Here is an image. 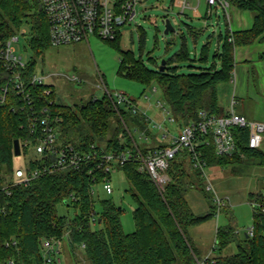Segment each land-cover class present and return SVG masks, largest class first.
Listing matches in <instances>:
<instances>
[{"label":"trees","instance_id":"1","mask_svg":"<svg viewBox=\"0 0 264 264\" xmlns=\"http://www.w3.org/2000/svg\"><path fill=\"white\" fill-rule=\"evenodd\" d=\"M228 1L253 12L254 24L250 29L231 31L228 28L226 33L220 32L212 63L200 72L182 71L184 62L191 60L185 42L166 60L164 70L157 61H154L155 67H150L132 51H123L120 73L142 83L145 90L159 84L172 113L182 124L198 120L201 110L223 114L217 85L232 78L235 48L252 44L264 34V0ZM28 23L31 25L28 45L40 56L53 45L49 22L39 1L0 0V34L3 38L17 34ZM119 37L110 41L118 42ZM144 37L145 32L142 33ZM211 50L212 42L208 40L201 48L200 61L209 62ZM36 66L35 58L27 61L28 76L36 72ZM44 88L52 89V86L34 87V102L42 105L48 104L49 98L55 100L53 110L62 116V120L56 122L62 143H71L82 150L95 145L108 152L131 148L137 153L138 149L147 152L155 148L140 145L132 132L134 128L144 131L146 136L151 134L142 109L134 111L130 103L116 106L113 98L105 94L101 99L92 98L79 104L76 110L62 103L53 89L51 95L46 96ZM132 101L137 104L135 98ZM112 121L115 122L113 128ZM27 126L26 113L11 94L7 103L0 107V264H8L11 259L17 264H43V240L52 236L63 238L68 230L71 234L63 239V244L68 240L72 250L84 244L91 264H196L198 260L206 264H264V213L256 211L253 236L247 234L246 238L237 241L233 228L218 229L215 249L223 250L236 241V253L198 258L188 230L212 218L218 206L210 194H206L212 209L208 213L197 215L189 205L187 188L194 184L195 176H201V171L193 166L188 153L173 161L170 168L173 182L164 192L147 173L140 172L138 161L130 160L120 165L119 170L130 183L128 191L132 192L137 204L134 209L136 230L127 233L121 221L122 207L112 198H100L92 193L95 177L97 181L102 180L100 173L95 176L90 172L94 162H85L78 169L42 175L28 185L14 184V160L17 157L14 142L16 139L23 142L28 136ZM235 131L240 151L234 158L239 159L243 154L264 164V149L248 146L246 129ZM200 150L207 165L232 162V157L217 154L213 140L201 145ZM28 152L23 148L22 153ZM39 164L40 160L32 158L27 167L33 169ZM98 201L100 210L96 208ZM60 203L68 210L72 209L74 215L69 212L59 214L57 205ZM94 210L98 215L96 222L92 220Z\"/></svg>","mask_w":264,"mask_h":264},{"label":"rangeland","instance_id":"2","mask_svg":"<svg viewBox=\"0 0 264 264\" xmlns=\"http://www.w3.org/2000/svg\"><path fill=\"white\" fill-rule=\"evenodd\" d=\"M194 4L197 2L194 1ZM137 10L135 20L120 28L118 42L92 36L90 42L50 46L40 56H37L28 45L31 25L25 24L18 33L20 40L15 43L17 53L23 55L26 61L35 58L36 73L46 75L47 83L55 90L57 97L61 98V102L76 110L79 104L92 98L101 99L108 94L107 89H109L113 95L116 91H120L130 99L135 98L142 102L147 100L143 97L144 94L150 95L153 104L148 108L149 115L157 116L153 109L157 108V102L159 100L167 102L159 84H153L151 88L145 90L142 83L120 73L123 51H132L148 66L155 67L154 61L161 65L163 60L171 58L178 52L185 42L190 51L191 60L184 62L182 71L200 72L204 67L211 65L219 34L227 32L228 18L222 10L207 17L205 0L201 1L198 8L187 9L184 13H182V0H146L137 6ZM229 12L233 17L235 16L234 5H231ZM165 14L171 18L176 32L165 33V24L162 21ZM143 32H145L144 38H142ZM208 40L212 42L211 56L209 62L204 63L200 61V53L203 44ZM153 86L158 87L156 92L152 91ZM246 104L254 114L264 115V87L261 85L254 87L251 83ZM138 105L139 109L145 110L149 104ZM249 118L256 120V118ZM261 121L264 120L261 119ZM114 123L112 121V128ZM164 124L168 125V129L175 134L180 130V125L182 126L179 120L167 121ZM132 132L140 145L145 146L148 143L146 139L140 138L141 131L133 128ZM156 132L160 134L158 131H153V133ZM33 155L32 150L22 153L15 158L14 166L25 167ZM236 155L230 156L232 162L227 165H208L206 176H195L194 184L187 188L186 198L197 215L206 214L212 210L211 202L208 201L206 194L231 198L230 203L220 210L218 207L215 209V215L212 218L189 228V237L200 259H204V254L210 251L216 256L220 255L218 249L214 250L219 227L233 228L238 241V239L246 238L249 229L254 225L255 210L249 201L255 194L264 191V164L243 154L236 159L234 158ZM187 169L192 172L191 168L187 167ZM112 181L114 191L111 194H108L103 189L102 183L98 181L94 185L96 196L112 198L122 207L123 228L127 233L134 232L136 230L134 209L137 204L132 197V192L128 191L130 183L121 170L112 175ZM209 184L213 186L211 191L207 189ZM96 208L101 209L99 201L96 203ZM57 210L59 214L69 212L74 215L73 210H68L62 203L57 205ZM96 227L95 225L94 228ZM65 244L64 264H91L83 246L72 250L68 240ZM237 251L238 245L234 241L225 248L223 255L234 254ZM198 258L196 257L197 260Z\"/></svg>","mask_w":264,"mask_h":264},{"label":"built area","instance_id":"3","mask_svg":"<svg viewBox=\"0 0 264 264\" xmlns=\"http://www.w3.org/2000/svg\"><path fill=\"white\" fill-rule=\"evenodd\" d=\"M40 8L46 14L49 22V34L51 44L54 46L69 45L80 42H90L92 36H99L105 40H115L120 34V28L135 20L137 6L146 0H38ZM194 1L197 4H194ZM202 0H182V13L187 9H196ZM207 3L206 16L209 17L221 9L229 15L231 3L228 0H205ZM21 32V30L19 31ZM18 32V33H19ZM9 38H3L0 34V107L7 103L11 94L21 104L26 113L28 136L21 143V148L32 150L33 159L40 160L39 166L28 168L18 166L15 168L14 184H30L36 178L55 172L57 170L78 169L85 162L94 164L90 172L95 176L100 173L103 189L111 194L114 191L112 175L118 172L120 165L130 160L139 162V170L147 173L161 192L167 185L173 182L170 172L173 161L181 154L188 153L193 166L206 176L207 162L202 156L201 145L214 141L216 152L222 156H232L239 153L238 139L235 129L242 128L248 131V146L251 149H264V121L251 120L245 115L232 110L228 114L210 113L201 110L199 119L180 126L175 134L164 124L167 121H175L169 104L158 101L156 107L165 114L164 121H158L148 115L147 109L142 112L149 122V126L161 134L166 144L143 152L137 153L131 148L124 150L104 151L93 145L88 150H82L75 145L62 143L59 139L57 123L62 120L60 114L55 113L54 99L49 98L48 104L39 105L34 102L33 89L38 85H47V76L34 73L27 74V61L23 55L17 53L15 43L20 40L19 34ZM25 34V30L23 31ZM106 87V85H105ZM157 86L152 91L156 92ZM52 89L44 88L46 96L51 95ZM107 93L113 98L116 106L130 103L134 111L139 105L134 103L124 92L116 91L113 95L109 89ZM144 98L150 101L151 96L144 94ZM151 107V104H149ZM16 107V106H15ZM14 107V108H15ZM141 138H148L144 131ZM31 158V159H32ZM30 159V160H31ZM95 184L98 182L94 180ZM208 190H213L209 184ZM96 194L95 188L92 190ZM213 199L219 210L230 203L229 196L221 197L214 194ZM249 203L256 212L264 213V191L255 194ZM97 211L92 213V220L96 222ZM254 226L248 234L254 235ZM71 230H68L63 238L52 236L42 242L43 264L63 263V239L69 238ZM16 244V241H14ZM84 246V244H83ZM8 264H17L15 259ZM26 264V263H20ZM196 264H206L198 260Z\"/></svg>","mask_w":264,"mask_h":264},{"label":"crops","instance_id":"4","mask_svg":"<svg viewBox=\"0 0 264 264\" xmlns=\"http://www.w3.org/2000/svg\"><path fill=\"white\" fill-rule=\"evenodd\" d=\"M234 7L235 16L233 17L230 12L228 16L226 15L228 18V28L231 31L250 29L254 24L253 12H251L250 10H242L236 6ZM220 11L221 9H218L215 12L219 13ZM251 83L254 87L258 85L264 87V34L260 35L257 40L252 44L241 45L235 48V65L232 78L229 81L221 82L217 85L219 105L223 111V114H228L229 112H231L230 110L232 109L239 114L245 115L248 119H250L249 117H251L256 118V120H264V115L258 116L256 113L254 114L246 104V101H248L249 99V87L251 86ZM136 102L137 104H153L151 100H145L144 102H142L136 99ZM165 104L168 103L165 102ZM148 108H150L149 105L146 107L149 115ZM153 109H155L154 111L157 116L151 114L149 116L153 117L158 121H164L165 114L161 111V109ZM149 129L151 131V134L148 135V138L144 137V139H146L145 141L148 142L146 143L147 146L156 147L158 145H164L167 143V140L161 139V134L157 132L153 133V131L155 132L157 130H152L153 128L150 126ZM65 245L66 244H63V249L65 248ZM224 250L225 248L223 250H219L220 255H223ZM218 256L214 255V253H211L210 251L204 254V259H207L209 257L214 258Z\"/></svg>","mask_w":264,"mask_h":264},{"label":"water","instance_id":"5","mask_svg":"<svg viewBox=\"0 0 264 264\" xmlns=\"http://www.w3.org/2000/svg\"><path fill=\"white\" fill-rule=\"evenodd\" d=\"M168 11H169V9L167 10V12ZM162 21L165 24V33L176 32L175 27L173 25V22H172V20L168 14H165L163 16ZM165 64H166V60H163L161 63V70H164ZM59 99H61V98L59 97ZM14 149H15V154L17 156L22 154V148H21V143H20L19 139L15 140Z\"/></svg>","mask_w":264,"mask_h":264}]
</instances>
